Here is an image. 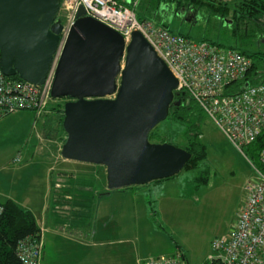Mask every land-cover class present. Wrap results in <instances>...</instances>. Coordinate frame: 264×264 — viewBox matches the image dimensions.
Returning a JSON list of instances; mask_svg holds the SVG:
<instances>
[{
  "label": "water",
  "instance_id": "95a60500",
  "mask_svg": "<svg viewBox=\"0 0 264 264\" xmlns=\"http://www.w3.org/2000/svg\"><path fill=\"white\" fill-rule=\"evenodd\" d=\"M60 4L0 0V68L6 77L44 83L59 42ZM177 86L139 32L125 44L118 32L79 7L50 92L53 99H66L60 157L103 167L109 191L175 176L190 153L150 142L149 135L168 117Z\"/></svg>",
  "mask_w": 264,
  "mask_h": 264
},
{
  "label": "built area",
  "instance_id": "2783aa9c",
  "mask_svg": "<svg viewBox=\"0 0 264 264\" xmlns=\"http://www.w3.org/2000/svg\"><path fill=\"white\" fill-rule=\"evenodd\" d=\"M131 5L132 8L126 7L117 0H61L59 42L44 83L33 85L6 77L0 68V119L29 112L36 124L49 114V106L54 102L50 92L55 70L77 10L82 7L85 16L118 32L125 44L133 31L139 32L177 80L175 93H186L244 155L243 150L264 135V81L254 86L246 82L250 59L239 51L196 43L172 35L152 22L138 21L134 11L137 1ZM257 156L260 166L252 164L253 172L244 184L246 198L237 220L227 235L212 240L203 264H264V149ZM41 251V233L20 240L16 247V255L23 264H40ZM139 264L189 263L179 252L148 258Z\"/></svg>",
  "mask_w": 264,
  "mask_h": 264
},
{
  "label": "crops",
  "instance_id": "0c3cea01",
  "mask_svg": "<svg viewBox=\"0 0 264 264\" xmlns=\"http://www.w3.org/2000/svg\"><path fill=\"white\" fill-rule=\"evenodd\" d=\"M134 1L139 3V0L130 2ZM62 103L56 100L49 109L60 107ZM13 115L0 120V130L6 127L22 129L17 143L20 145L13 147L6 155L7 160L0 165V205L12 201L33 215L42 235L40 264H139L148 258L169 257L179 252L189 264L205 262L206 257L199 262L189 261L180 247L172 251L164 234H143L154 221L159 222V213L162 216L159 205L169 198L163 195L158 199L157 195L154 206L150 204L152 191L157 194L161 182L155 186L148 184L109 191L105 170L100 172V167L83 164L54 197L50 188L57 174H53L48 165L52 151L49 148L42 152L37 150L41 144L32 134L33 114ZM7 119L11 120L9 124L4 122ZM43 125L45 127V122H39L33 132L44 133ZM26 135L31 141L28 144L25 141L24 145L22 141ZM62 138L63 135L59 140ZM8 144L9 141L2 142L0 147ZM21 150L24 155L21 163L10 165V160ZM23 159L27 162L22 163ZM152 209H156V219ZM130 222L137 223L138 230H134L137 234L130 233Z\"/></svg>",
  "mask_w": 264,
  "mask_h": 264
},
{
  "label": "rangeland",
  "instance_id": "374dc122",
  "mask_svg": "<svg viewBox=\"0 0 264 264\" xmlns=\"http://www.w3.org/2000/svg\"><path fill=\"white\" fill-rule=\"evenodd\" d=\"M130 1L127 0L128 3ZM223 1L229 2L231 5L237 2V0ZM156 12L158 13V21L156 22L166 23L175 34H186L194 41L204 39L219 43L224 47L233 45L230 34L225 28L226 25L215 17L208 19L204 11H198V14L194 16L174 14L167 8H161L160 11L157 9ZM260 24L261 29L264 30V18L260 20ZM262 33L264 32L262 31ZM262 33L257 32L256 36L246 40V50L264 52V35ZM53 100L63 101L61 104L63 107L65 102L63 98ZM53 112L54 108L50 109L48 117L43 116L39 120L44 124V119H47V125L45 127L43 125L44 133L33 132L36 131L39 123L35 124V120H33L32 134L35 138H38V144H41L37 148L39 152H42L43 149L46 150V148L52 151L51 156L48 158V165L53 174L57 175L54 176V183H52L53 186H51L50 191H53L54 197H57L60 188H62L61 185L67 186L69 179L73 176L72 173L75 175L78 172L77 168L82 167L83 164L65 161L60 157L59 146L63 143L59 138H61L63 132L61 133L59 130L56 133L51 132L52 134L48 135L49 141L47 140L46 134L49 132L47 128L53 130L57 126L53 118L56 111ZM191 116L193 123L198 125L201 131V140L206 147V159L203 168L208 170V182L206 185L195 188L193 183L195 172H185L183 169L167 180H159L161 182L159 184L162 185H160L157 194L152 191L150 204L154 206L157 195L159 196L158 199L163 195H168L169 198L164 199V203L159 205L162 206L160 207L162 216L160 213L158 216L160 223L154 221V224L147 227L143 234H164L169 240L168 247L172 251L176 247H180L189 261L199 262L207 257L212 240L229 233L235 224L239 209L246 198L243 191L244 184L252 175V164L256 162L246 149L243 150L244 155L238 152L203 112L195 109L191 111ZM9 117L7 116V118ZM167 118L153 130L158 129L168 139H172L174 134L181 129ZM10 121L7 119L4 122L9 124ZM21 134V128L6 127V129L0 130V143L9 141L7 146L0 147V165L7 160L6 155L11 152L12 148L20 145V143H17ZM32 134L31 138L33 137ZM27 137L26 135L22 141L24 145L25 141L26 144L31 141ZM63 138L65 141V134ZM22 157H24L22 150L18 151L10 160V165L18 166ZM17 158L19 162H15ZM26 162L23 159L22 163ZM97 167L102 168L100 172L105 170L101 166ZM156 183L154 181L149 185L155 186ZM163 184H167L166 187H163ZM159 206L157 205L156 209ZM130 229L131 234H137L138 232H134V230H138L137 223L130 222Z\"/></svg>",
  "mask_w": 264,
  "mask_h": 264
},
{
  "label": "trees",
  "instance_id": "16d2710c",
  "mask_svg": "<svg viewBox=\"0 0 264 264\" xmlns=\"http://www.w3.org/2000/svg\"><path fill=\"white\" fill-rule=\"evenodd\" d=\"M119 4L132 8V2L127 0H117ZM139 6V7H138ZM136 7H138L136 9ZM135 7V15L138 21H149L153 24L162 27L172 35L182 37L184 39H191L189 35L175 34L169 26L164 22L158 21V13L161 8H167L174 14H182L183 16H194L198 11H204L208 19L215 17L226 25L230 37L233 41L231 47H224L223 45L208 41L200 40L199 42H206L211 46L220 49H232L239 51L251 61V68L246 76V82L250 86L257 85L264 81V52H250L246 50V40L256 36V33L264 32L261 29L260 20L264 18V0H237L234 5L223 0H139ZM264 35V33H262ZM196 42V41H194ZM198 43V42H196ZM18 79V77H15ZM56 101V100H55ZM198 109V106L190 100L186 93H175L173 102L170 105L168 120L176 124L181 130L177 131L172 139H168L166 135L159 130H153L149 135V141L153 143H169L178 148H182L190 153L191 158L184 166L185 172H195L193 178L194 187L206 185L208 182V170L203 168V163L206 159V147L202 143V134L198 125L193 123L191 119V111ZM50 111V109H49ZM54 120L57 126L47 132L46 137L59 130L64 136L62 128V105L54 107ZM48 115V114H47ZM45 115V116H47ZM48 117V116H47ZM6 118V117H5ZM4 118L0 119L3 120ZM47 119L45 125H47ZM60 128V129H57ZM171 141V142H170ZM64 143V138L62 139ZM264 149V135H261L257 140L251 144L246 150L255 159V165L258 163V152ZM160 182V181H156ZM53 186V184L51 185ZM134 188V187H133ZM2 207L0 214V264H23L16 255L17 243L27 237L36 236L40 234V229L36 224L33 215L26 210H23L12 201H7ZM157 212L152 209V215L156 219Z\"/></svg>",
  "mask_w": 264,
  "mask_h": 264
}]
</instances>
